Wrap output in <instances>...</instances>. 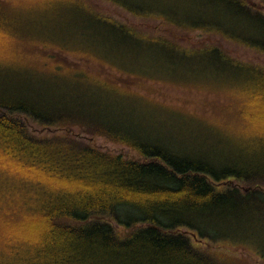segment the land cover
Returning a JSON list of instances; mask_svg holds the SVG:
<instances>
[{"label":"trees","instance_id":"trees-1","mask_svg":"<svg viewBox=\"0 0 264 264\" xmlns=\"http://www.w3.org/2000/svg\"><path fill=\"white\" fill-rule=\"evenodd\" d=\"M101 1L117 8L118 18L125 21L82 0L0 2V264H239V254L252 259L240 251L252 250L250 244L261 246L255 245L254 256L264 264V198L254 200L252 207L244 203L252 194L264 196V183L252 178L264 172L239 161L264 166V64L240 61L208 44L184 48L143 34L127 21L148 18L165 25L164 30L215 35L262 57L264 0ZM58 2L74 8L73 17H86L87 27L74 24L70 34L54 39L62 43L52 42L47 30L41 39L20 32L24 41L15 42L7 33L5 21L15 5L40 4L56 11ZM211 2L220 10L213 11ZM65 56L85 64L68 65ZM137 59H143L144 68L154 64L145 59H154V70L166 69L170 77L146 78L137 70ZM18 61L26 71L17 68ZM88 63L138 82L169 80L198 88L199 77L210 70L242 83L217 91L227 98L231 118H213V125L202 126L190 121L196 114H185L187 120L175 117L178 110L136 95L126 87L129 83H118L113 76L94 74ZM4 67H12V73ZM207 88L205 92L214 90L209 84ZM121 93L154 104L147 118L151 123H157L154 114L190 122L177 130L165 129L172 122L159 123L164 127H158L159 134L178 143L142 138L136 133L140 128L121 121L113 102L88 101L92 94ZM21 116L58 134L28 133ZM75 128L132 149L140 160L83 145ZM186 144L195 153L183 152L180 147ZM226 149L238 152L231 156ZM232 160L238 165L224 163ZM114 221L129 231L119 236ZM214 244L236 251H203Z\"/></svg>","mask_w":264,"mask_h":264},{"label":"rangeland","instance_id":"rangeland-1","mask_svg":"<svg viewBox=\"0 0 264 264\" xmlns=\"http://www.w3.org/2000/svg\"><path fill=\"white\" fill-rule=\"evenodd\" d=\"M245 1L249 3L253 2V0H245ZM0 2L7 4L8 2H12V0H0ZM82 2H84L87 5H89L92 2L91 4L94 6L95 11L97 12L109 11L113 13L117 18L119 17L117 16V12L115 11V10L119 11L117 8L109 4L106 5L104 3H101L102 2L101 0H97V1L82 0ZM58 5L59 7L58 8L56 7V11H52L51 8L47 9L46 7L40 4L39 5L35 4L33 6L25 4V6H21V7H18L17 5H15L13 7L11 16L5 21V24L10 29V31H7V33L13 36V41L15 42L17 40L24 41L19 36V34H21L20 32L24 33L21 36L32 33L33 39L35 38L41 39V37L44 36L43 35L44 30H47V32H49L50 34V36H47V37L51 38L52 42L62 43L63 40H54V39H58L61 36L70 34L71 33L70 29L72 28L74 24H77L79 27H82V28L87 27L88 20L86 19V17H73L74 14H77V11L74 8L67 7L65 5L62 6L60 2H58ZM210 5L213 7V11L220 10L216 3L211 2ZM204 11L209 12L210 8L206 7L204 8ZM121 13H123V11H121ZM69 15H72V16H69ZM118 19H120L123 22L125 21L122 18H118ZM17 20L22 21L23 25L21 26V28L15 25V22ZM127 21L131 25L136 26V28L141 30L143 34L174 41L179 46L184 47V48L196 49L199 44H208L210 46L220 47L230 52V57L239 59L240 61H243V62L248 61L251 63L259 62V63L264 64V55H262L261 57L253 53H249L245 50L244 47L236 45L229 41H226L215 35H204L200 32L190 33V32L180 31L177 29L176 30H173V29L164 30L162 27H166L165 25L159 23L158 21L154 19H148V18L131 17ZM66 31H69V32L65 33ZM23 45H26V44H23ZM86 47L88 46L86 45ZM135 49L139 50L138 47H135ZM27 51L37 53V50L32 49V48H28ZM110 53L117 54V52L115 51H111ZM240 55L243 57H240ZM236 56H239L241 59L239 57L237 58ZM65 57H66L65 63L68 65H71L72 63L85 64V62H79V60L77 59H73L67 56ZM244 57H246V59ZM142 60L143 59H137V66H140V69H137V70L144 71V73H146L144 74L146 78H149L150 74H154L158 77L167 78V79L170 77L169 76L170 73L166 69L161 70V71L154 70L156 67L154 59H147V60L145 59L146 62H150V63L154 62V64H152V67H146V68L142 66L143 65ZM161 60L164 61L165 63H168L167 61L163 59ZM117 63H120V62H117ZM88 64L90 65V63ZM17 68L19 70H25V71L27 70L26 69L27 67L24 65V62H21V61L17 62ZM4 69H7L9 74H11L13 71L12 67H4ZM92 69H94L93 72H97L94 74L99 75L98 73H101V74L103 73V75H99L101 77L113 76L114 77L113 79L118 81V83L119 82L129 83V85H127L126 87L133 90V92L136 95L149 98L150 100H155L156 102H158L157 104L160 106L164 105L167 107H173L174 109L179 111L175 117H178L182 120H187L188 118L186 115L196 114L193 118H191L190 121L194 120L195 122H197L199 125H202V126L213 125L212 124L213 118H218V119H223V120H228L231 118L232 114H231V110L228 111L229 105L227 104V100H226L227 98H225L223 95H220L217 91H221L223 87L229 84L242 83L241 81H237V80H230V79L225 80L221 77V75L217 73H216V76H214L210 70L205 72L203 76L199 77L200 81H198L197 83H200L201 87L190 88L188 85H184V84H178V85L172 84V82L169 80H163V81H157V82L133 81L131 79L125 78L124 76L118 74L119 71H116V70L112 71L109 68H102L96 65L95 66L90 65L91 72H92ZM173 70L174 69L172 68L169 71L173 72ZM7 77L11 79V76L9 75ZM207 84L210 85L209 89H214V90L205 92V88L208 89ZM114 94L118 95V93H114ZM119 95L121 97H117L111 94H108V95L92 94V95H89L88 101L91 102V101H100L102 99H107L109 101L107 105L113 102L114 104L111 103V105L112 107L115 106L116 108H119L117 110L120 111V117L117 116L116 114L109 112V108H103V109H106L110 114L123 119L121 121H124L130 125L137 126L138 128H140V129L136 128L137 129L136 133L142 138H145L147 136L150 138L160 137L162 138L160 142L178 143V140L172 136H170L171 137L170 138L167 135L159 134L158 127L164 128L159 123H163L164 121L171 123L172 121H170L167 118H164V116H158L156 114H154V119L155 118L157 119V123L156 122L151 123L150 121H148L147 119L148 116L152 114L151 111L153 112V110L156 109L154 104H152L149 101L141 100L137 98L135 95H132L131 93L128 95L126 93H121ZM90 104L93 108H100L93 103H90ZM81 107L85 108L84 105H81ZM181 110H184L185 113L181 112ZM167 112L168 110L165 109V113H162V115H165L167 117L168 115ZM159 117H162V118L158 119ZM199 117L203 118V120L200 119L196 121V119ZM20 120L22 121L28 133H31V134L35 133V134H40V135L43 133L58 134L55 132V130L46 129V127L44 126H40L38 124H35L29 121V119L26 117L21 116ZM112 120L113 118H111V121ZM223 120H221L222 121L221 123L225 122ZM176 121H173L172 124L170 126H167L165 129L177 130L176 128H183V127L184 129H186L188 128L190 124V122L188 121H181V120H178L177 122ZM215 123H218V121L215 120ZM58 127L60 126L50 127V129H56ZM146 127H150V128L146 129ZM75 129L76 131L78 130L81 131L82 135H79V137L76 139H78L82 143H86L83 145L95 147L101 152H106V153L114 154V155L119 154L120 156H124L125 159L140 160L137 153L133 151L132 149L116 144V142H113L104 137L98 136L94 134V132L85 134L84 130H80L78 128H75ZM234 130H237V129H234ZM161 133L165 134L166 132L164 130H161ZM205 133L206 135L210 134V130H206ZM60 135L67 136L68 133H62ZM181 143L184 144L183 142ZM192 147L193 146L186 144V147H180V148L183 152L193 154L195 153V149ZM226 152L230 153V155L233 156V153L238 152V151L226 149ZM239 161L242 162V164L251 167L249 169L254 168L256 170L264 172V166L263 165L262 167L258 166L257 164H255V161L253 160L242 159ZM225 162L229 164H233V165H238V160L224 161V163ZM252 178H255L254 181H260L264 183V175L263 176L257 175L256 177H252ZM251 197L252 198L248 201L244 200V203L246 204L248 203V205H250L251 207L255 205L254 200H256L257 198H261V199L264 198L263 194H252ZM134 214L137 215V213H134ZM119 215L121 218L124 219L126 216V213L124 211H121ZM111 223L115 231L119 234V236H123L126 234L125 231H129L128 229H124L122 226L117 225L115 221ZM255 241L257 242L258 238H256ZM193 243L199 244L197 243L196 240ZM255 245L250 244V247L252 250L250 249L240 250L239 249L240 251H243L244 253L250 254L249 256H251L252 259L246 257L245 255L239 254V256L236 259V262H238L239 264H263L260 261H258L259 260L258 258H255L254 256V254L256 253L254 250ZM256 246L261 247L259 244ZM222 249L223 250L227 249L226 251H228L229 253H232V251H236L234 248H231L229 246H223L222 244H219V245L214 244V246L212 247H209L208 245V247L204 248L203 251L207 254L213 255L211 251H216V250L220 251Z\"/></svg>","mask_w":264,"mask_h":264}]
</instances>
